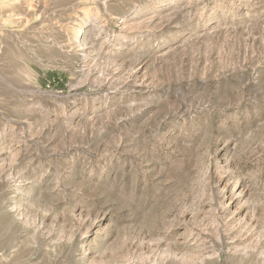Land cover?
Masks as SVG:
<instances>
[{"label": "rangeland", "instance_id": "374dc122", "mask_svg": "<svg viewBox=\"0 0 264 264\" xmlns=\"http://www.w3.org/2000/svg\"><path fill=\"white\" fill-rule=\"evenodd\" d=\"M263 231L264 0H0V264H264Z\"/></svg>", "mask_w": 264, "mask_h": 264}, {"label": "bare ground", "instance_id": "6f19581e", "mask_svg": "<svg viewBox=\"0 0 264 264\" xmlns=\"http://www.w3.org/2000/svg\"><path fill=\"white\" fill-rule=\"evenodd\" d=\"M120 26L121 32L119 33L118 37H127L126 34H128L129 30L127 22L123 21ZM143 65L144 64H140V66L137 67L135 71L139 73L141 71L139 68ZM137 73L136 75H138ZM143 82H145V78H143ZM202 169L204 176H206L208 179L215 178L217 180L218 188H220L219 193L221 195L220 209L230 215L229 224H240L241 222H245L246 218L249 217V227L252 231L251 236H253V232L256 229L260 216L256 214V209L250 205V197L252 193L251 187L247 185L240 177L237 178V180L235 179L236 181L233 182V186L232 184L230 185V180H227L229 177L226 178L224 175L228 173L229 170L227 169L226 164H222L221 161L214 163L208 159L202 164ZM188 241V238H184L182 240L183 245H187ZM242 250L245 251V248ZM164 258L160 261H157L156 258L153 262H151V264H158V262L159 264H164L166 261H168L166 258ZM142 264H146V261L142 262Z\"/></svg>", "mask_w": 264, "mask_h": 264}]
</instances>
